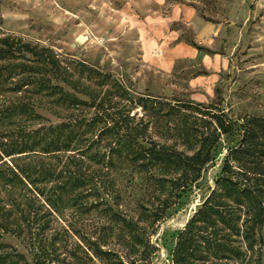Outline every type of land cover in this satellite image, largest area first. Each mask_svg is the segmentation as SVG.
Returning <instances> with one entry per match:
<instances>
[{"label":"trees","instance_id":"16d2710c","mask_svg":"<svg viewBox=\"0 0 264 264\" xmlns=\"http://www.w3.org/2000/svg\"><path fill=\"white\" fill-rule=\"evenodd\" d=\"M193 196L168 264H264V117L136 94L0 30V264H151Z\"/></svg>","mask_w":264,"mask_h":264},{"label":"rangeland","instance_id":"374dc122","mask_svg":"<svg viewBox=\"0 0 264 264\" xmlns=\"http://www.w3.org/2000/svg\"><path fill=\"white\" fill-rule=\"evenodd\" d=\"M183 5L192 7L200 22L171 21L164 28L179 33V39L199 53L221 57L224 66L209 79L200 58L176 61L169 74L142 58L136 28H154L159 21L147 17H169L173 8ZM204 26L219 28L214 51L194 42L191 28ZM0 30L110 73L136 94L214 104L234 119L264 117V0H164L161 5L153 0H0ZM199 76L203 83L190 85ZM219 164L217 160L205 169L201 190L212 186ZM198 199L191 197L159 224L152 238L159 250L151 264H168L174 235Z\"/></svg>","mask_w":264,"mask_h":264},{"label":"crops","instance_id":"0c3cea01","mask_svg":"<svg viewBox=\"0 0 264 264\" xmlns=\"http://www.w3.org/2000/svg\"><path fill=\"white\" fill-rule=\"evenodd\" d=\"M161 5L164 0H153ZM147 17L151 22L159 21L155 27L136 28L139 32V43L142 51V58L153 68L163 72L171 73L176 61L193 60L200 58L208 74L209 79L215 72L224 66L221 57L209 53H199L192 44L181 41L180 34L167 27L171 21H185L187 23L200 22L194 9L188 5L175 7L171 10L169 17ZM146 20V19H145ZM142 22L139 24L141 26ZM146 26V25H145ZM194 30V42L197 46L206 47L209 50H215V37L219 28H191ZM200 76L193 78L189 83L192 86L202 84ZM209 81V80H207ZM207 82H205L206 84ZM206 86V85H205ZM196 87V86H195Z\"/></svg>","mask_w":264,"mask_h":264}]
</instances>
